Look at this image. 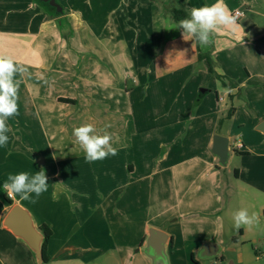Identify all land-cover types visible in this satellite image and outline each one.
Wrapping results in <instances>:
<instances>
[{
	"label": "crops",
	"instance_id": "crops-1",
	"mask_svg": "<svg viewBox=\"0 0 264 264\" xmlns=\"http://www.w3.org/2000/svg\"><path fill=\"white\" fill-rule=\"evenodd\" d=\"M57 1L61 18L50 17L36 0H0V56L26 68L19 114L7 120L9 142L0 147V264H44L8 226L14 208L30 218L40 247V226L50 228L47 264H217L225 263L223 249L262 247L264 0H223L231 14L242 15L235 30L220 26L207 47L184 39L173 13L217 0ZM199 53L208 55L214 75ZM184 54L186 65L174 60ZM134 56H142L143 65L127 62L128 83L118 59ZM165 74L183 101H172V110L159 101L154 119L166 122L159 131L163 152L151 158L148 145L127 139H148L152 102L131 97L161 89ZM186 122L187 133L203 134L201 150L178 146ZM83 123L107 132L117 154L86 162L72 135ZM215 136L229 139L225 166L212 153ZM41 168L48 191L35 204L7 196L2 185L9 173ZM241 208L255 213L258 224L236 230L232 214ZM152 229L168 238L155 261L148 255ZM210 243L219 252L204 258ZM258 261L239 254L231 264Z\"/></svg>",
	"mask_w": 264,
	"mask_h": 264
},
{
	"label": "clouds",
	"instance_id": "clouds-1",
	"mask_svg": "<svg viewBox=\"0 0 264 264\" xmlns=\"http://www.w3.org/2000/svg\"><path fill=\"white\" fill-rule=\"evenodd\" d=\"M238 17L231 14L223 0H217L212 5L194 7L187 16L177 22L176 29L182 31V36L193 37L201 47L212 44V36L220 26H230L235 30ZM26 68L15 63L11 58L0 56V147L9 142L8 133L11 131L7 120L19 114L18 92ZM20 76L21 79H17ZM72 135L85 153V161L92 163L103 160L109 155L115 156L117 149L112 146V137L105 132L98 134L90 123H83L73 128ZM62 182L55 183L60 185ZM46 170L30 173L21 171L9 173L2 187L11 199L19 196L35 204L40 196L48 191ZM233 226L236 230L242 227L252 228L258 224L255 213L249 214L245 208L238 209L232 214Z\"/></svg>",
	"mask_w": 264,
	"mask_h": 264
},
{
	"label": "rangeland",
	"instance_id": "rangeland-1",
	"mask_svg": "<svg viewBox=\"0 0 264 264\" xmlns=\"http://www.w3.org/2000/svg\"><path fill=\"white\" fill-rule=\"evenodd\" d=\"M184 47H186V44H184ZM185 49V48H184ZM184 53H187L186 51ZM177 63H179V61H182V65H186L189 62V57L184 54V57L180 60L179 58L174 59ZM169 61V57L167 58V62ZM127 62H131L132 64L135 63V65H138L139 67H141L143 65V58L142 56H134L132 59H128L127 61H125L122 58L118 59V66L120 68V74H122V70L123 73H128L127 70H130V68H127ZM166 62V65H168L169 63ZM127 68V70H126ZM126 76H130V80L128 81V83H130V81L132 80L131 76L132 74H126ZM165 76L166 80L165 82L167 83L166 85L161 84L163 86H161V89H158L156 91L151 90L149 93H147V91L143 92V96H141L139 93V91L134 94L131 97V101H151V105H150V112L152 115V119L150 122V130L151 133L148 134V139L145 137H143L144 135H140L135 138H128L127 141L129 142H134V145H143L146 147V145H148V152L151 156V158H154L156 156H159L162 154L163 151H159V134H161L160 129V125L166 123V122H162L159 121L157 118L154 119L156 116L155 113H158V111L160 110V108L162 107L161 104H159V101H167V109H171L174 105L172 101H183V97L178 98V94L180 95V91H178V89H174V88H170V86L168 87L167 85L171 82V76L169 74H165L163 75ZM190 76V75H187ZM191 77V76H190ZM186 78V74H184V79ZM136 79V78H135ZM183 79V80H184ZM182 80V81H183ZM189 80V77H188ZM126 81H127V77H126ZM155 101V102H154ZM172 110V109H171ZM169 123V122H167ZM148 124V123H147ZM138 125L140 127L144 126V123L142 121L138 122ZM190 125V123L186 122L183 124L182 128L180 129V131L182 132V139L180 140H176L177 143L179 144L178 146L180 147H186V152H190L189 150L191 149H195V150H201V146L203 144V140L204 137L202 136L203 134H200L198 137L192 136L193 134H191V131H189V133H187V129L189 128L188 126ZM141 129V128H139ZM192 128H190L191 130ZM186 134H188L187 137ZM126 140V139H125ZM158 152H160V154L158 155ZM233 249L227 250L225 251L224 249L220 251V256H224L225 257V263H221L220 260L217 262V264H231L232 261H235V259H237V256L240 254L242 257H244L246 260H255L258 258V264H264V244L262 247H258L256 245H253L251 243H247L243 246L239 245L237 247H232ZM201 256L197 253V258L199 260H201L200 258ZM203 264H208L207 262H203Z\"/></svg>",
	"mask_w": 264,
	"mask_h": 264
},
{
	"label": "water",
	"instance_id": "water-1",
	"mask_svg": "<svg viewBox=\"0 0 264 264\" xmlns=\"http://www.w3.org/2000/svg\"><path fill=\"white\" fill-rule=\"evenodd\" d=\"M43 4H47L54 9L57 14L64 12L62 6L57 0H39ZM212 153L219 159L222 166L226 165L229 157V139L221 136H215L213 142ZM8 226L15 232L20 233L29 245L37 253L40 263H43V256L40 247L41 237L33 228L30 218L18 208H14L7 218ZM167 236L161 231L152 229L149 232V252L148 255L154 261L162 258L164 253V245L167 242ZM219 252V246L216 244H207L203 247L202 254L204 258H214Z\"/></svg>",
	"mask_w": 264,
	"mask_h": 264
},
{
	"label": "trees",
	"instance_id": "trees-1",
	"mask_svg": "<svg viewBox=\"0 0 264 264\" xmlns=\"http://www.w3.org/2000/svg\"><path fill=\"white\" fill-rule=\"evenodd\" d=\"M36 1L46 10V12L48 13V15H50V17H52V18H61V17H63L64 12L62 14H57L55 12V10L50 8L47 4H43L39 0H36ZM173 14H174L175 21L178 22L179 20L185 18L188 13L186 11H184V10H174ZM198 58H199L200 61H203V60L206 61L207 67H208V71L212 75H214L215 73H214V70H213L212 64H211V62L209 60L208 55L199 53ZM197 102H199V100ZM231 116H232V109L228 113L226 119H229ZM221 122H223V121H221ZM40 230L43 232V235H44L43 243H42V246H41V251H42V256H43V263L47 264L49 262V259L47 257V247H48V243H49V240L51 238L52 232H51L50 228L47 225H41L40 226Z\"/></svg>",
	"mask_w": 264,
	"mask_h": 264
},
{
	"label": "built area",
	"instance_id": "built-area-1",
	"mask_svg": "<svg viewBox=\"0 0 264 264\" xmlns=\"http://www.w3.org/2000/svg\"><path fill=\"white\" fill-rule=\"evenodd\" d=\"M234 15H236L237 17L238 16H241L242 15V12H240V11H236L235 13H234ZM237 148H242V144L241 143H238V145H237Z\"/></svg>",
	"mask_w": 264,
	"mask_h": 264
}]
</instances>
